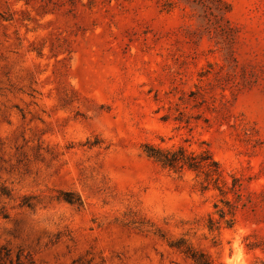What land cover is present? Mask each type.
<instances>
[{"label": "rangeland", "instance_id": "1", "mask_svg": "<svg viewBox=\"0 0 264 264\" xmlns=\"http://www.w3.org/2000/svg\"><path fill=\"white\" fill-rule=\"evenodd\" d=\"M194 258L264 264V0H0V264Z\"/></svg>", "mask_w": 264, "mask_h": 264}, {"label": "trees", "instance_id": "2", "mask_svg": "<svg viewBox=\"0 0 264 264\" xmlns=\"http://www.w3.org/2000/svg\"><path fill=\"white\" fill-rule=\"evenodd\" d=\"M145 149L147 156L164 168L174 171L187 169L192 172L200 173L205 177V181L207 183H212L220 193H224L225 190H229L232 193L238 192L239 187L236 186L234 179L232 180L231 187L228 189V185L223 177V171L220 169L219 165L212 160L211 155L207 151L195 156L193 153H186L182 148L176 151H160L151 147H146ZM222 217L223 216H221V218ZM194 261L196 264H202L195 258Z\"/></svg>", "mask_w": 264, "mask_h": 264}]
</instances>
